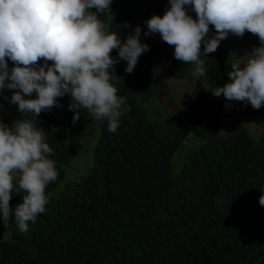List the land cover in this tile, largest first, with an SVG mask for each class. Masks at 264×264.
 I'll list each match as a JSON object with an SVG mask.
<instances>
[{"label":"trees","instance_id":"1","mask_svg":"<svg viewBox=\"0 0 264 264\" xmlns=\"http://www.w3.org/2000/svg\"><path fill=\"white\" fill-rule=\"evenodd\" d=\"M169 7V0H111L112 20L99 18L123 41L136 25L162 17ZM155 38L160 46L140 37L149 50L131 74L126 61L114 65L111 83L126 97L127 110L115 133L106 119L98 121L87 172L67 178L65 168L80 148L68 137L91 123L88 111L81 109L73 122L71 97L65 95L57 98L58 107L38 115L59 174L46 186V211L28 222V231H19L14 216L6 226L0 219V264H264V206L258 202L264 192V122L256 137L242 121L221 131L224 97L212 92L229 81L232 70L222 45L205 57L206 75L184 101L187 110L168 122V130H159L141 103L155 95L161 70L183 78L190 64L176 60L174 46L159 33ZM111 56L117 58L115 49ZM13 91L0 90V108L17 106L9 102ZM245 112L264 114V105L253 109L248 103ZM191 134L202 142L174 175V153ZM14 184L13 208L25 195L18 180Z\"/></svg>","mask_w":264,"mask_h":264},{"label":"clouds","instance_id":"2","mask_svg":"<svg viewBox=\"0 0 264 264\" xmlns=\"http://www.w3.org/2000/svg\"><path fill=\"white\" fill-rule=\"evenodd\" d=\"M110 3L0 0V90H15L9 102L16 104L20 113L38 116L58 107L57 98L68 95L73 122L85 109L98 121L106 119L109 132L117 131L127 109L122 108L126 97L118 96L111 83L116 78L114 65L126 61L125 71L131 74L149 46L140 39L139 25L123 41L109 30L110 25L99 17L111 18ZM169 4L162 17L153 15L144 21L147 31L143 35L159 33L165 43L174 46L176 60L195 66L192 75L197 80L206 75L202 58L214 53L229 33L242 37L247 31L258 37L260 46L253 47L243 66L231 64L229 81L215 87L212 94L260 109L264 105V0H169ZM185 6H191L195 19ZM209 25L215 29L210 39L206 38ZM114 49L116 59L111 56ZM39 61L44 63L38 65ZM33 93L36 98H25ZM45 135L33 120L21 119L11 126L0 123V219L6 226L14 216L20 232L28 231V222L35 223L38 214L46 211V186L59 174L55 161L49 158L54 153L44 142ZM14 180L25 195L13 208L9 202L17 193ZM258 202L264 206V192ZM5 238L10 239L11 233Z\"/></svg>","mask_w":264,"mask_h":264},{"label":"rangeland","instance_id":"3","mask_svg":"<svg viewBox=\"0 0 264 264\" xmlns=\"http://www.w3.org/2000/svg\"><path fill=\"white\" fill-rule=\"evenodd\" d=\"M185 8L187 10V14L195 19V13L192 11L191 6H185ZM145 31H147L146 24H144L141 28V36L147 40L155 42L159 46L161 45L160 41L155 38V34L145 37L143 35ZM214 35L215 29L209 25V33L206 38L210 39ZM222 45H225L228 48L231 63H239L243 66L249 58L248 53L252 51L253 47H259L260 42L257 36H254L246 31L242 37H237L229 33L227 38L220 42L219 47ZM201 51H203V44L201 45ZM206 56L202 59L204 60ZM43 63V61H39L38 65ZM48 63L51 64V62ZM194 70L195 66L190 64L189 70L183 78H173L167 71L161 70V79L155 95L148 102L141 103L146 115L150 119L156 121L159 130H168L170 127L168 122H171V124L174 123L176 121L175 118L177 113L183 112V110L185 112V110H187L188 104L184 108L181 107L185 105L184 101L191 93L197 80V77L192 75ZM205 88L206 90L208 89L207 84L205 85ZM25 98H36V94L33 93L31 97ZM226 104L229 106L225 107ZM245 107L246 104L244 102H229L223 98V108L220 112L222 132L233 128V121H242V123L249 129L251 135L254 137L257 136L261 130V123L264 122V114L246 113ZM160 114L162 116H159ZM21 119L33 120L35 126L40 128L38 124V116H33L31 113L22 114L18 111V106H15L12 109L0 108V123L11 126L14 122ZM98 136V120L91 117V123L86 126L85 129L81 130L78 134L72 137H68L72 144H79L80 148L74 158L68 162L67 168H65L67 178H73L74 176L77 178V176L81 175V173L87 172L92 166V153ZM201 142L200 138L194 137L191 134L182 143V145L178 147L177 151L174 153L172 161V172L174 175H176L179 169H181L187 155L192 152L195 147H197V144ZM59 188L60 187H57L55 191Z\"/></svg>","mask_w":264,"mask_h":264}]
</instances>
